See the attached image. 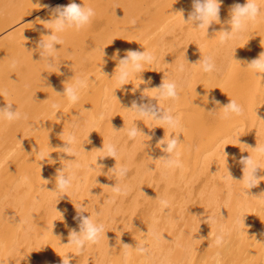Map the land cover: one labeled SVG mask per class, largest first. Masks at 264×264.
<instances>
[{"label":"bare ground","instance_id":"obj_1","mask_svg":"<svg viewBox=\"0 0 264 264\" xmlns=\"http://www.w3.org/2000/svg\"><path fill=\"white\" fill-rule=\"evenodd\" d=\"M147 1V5L160 2ZM71 2L0 0V107L8 103L21 114L19 120L12 122L0 118V264H19L21 258L27 256L22 250L27 246L32 252L28 251L29 257H33L32 260L35 258L33 264H62V257L67 256L70 257V264H227L223 258L229 253L236 262L229 264H244L250 253H254L253 258L260 259L254 264H264V251H253L254 248H251L262 246L264 249V235L261 242L257 235L252 243L243 238L246 226L259 220H253L251 212L256 210L255 215L261 217L259 209L264 207V180L257 187L248 189L239 163L242 156H251L253 162L261 167L257 170V176L264 177V154L254 149L258 145L264 148V101L263 108L258 112L257 108L250 105V109L247 107L249 115L233 117L255 119L257 113L260 115L256 120L260 119L261 124H258L254 147L233 150L234 141L242 140L239 135L238 140L236 138L238 131L226 133L221 139L215 140L213 136L203 139V134L199 133L200 121L197 122L198 116L203 120L209 115L214 116L211 115L214 114L211 112L213 108L219 110L215 114L216 120L226 119L222 109L225 106L224 97L220 92L217 96L221 97L222 102L216 100L219 104L202 99L208 91L204 83L211 86L210 81L215 80V84L220 85L240 67V53L251 43L247 37L250 24L246 26L244 37L247 38H244V42L243 38L238 40L233 36L221 43L220 49L206 46L208 51L201 47L204 42L203 29L195 28L197 31H194L192 27V32L188 31L189 36L186 37L187 45L193 44L192 54L177 58L175 66L158 76L153 85L146 81L143 83L144 80L137 79L138 74L133 73L121 85L118 80L120 70L106 73L96 67L94 70L97 73L90 72L91 80L88 76L83 77L89 82L87 87L79 90V99L73 103L59 90L61 83L69 86L64 79L73 74L74 63L79 58L76 47L97 39L92 49L98 53L101 48L108 46L111 36L116 38L115 34L124 33L123 28L125 24L129 27L127 21L132 15L137 17L144 14L145 3L142 0H75L77 4L93 8L96 15L89 25L80 30L71 28L57 33L63 44L56 45L58 51L50 62L40 55L38 43L44 35L51 34L54 25H46L48 29L41 21L51 20L52 9L56 6ZM224 24L231 27L227 22ZM108 25L114 26L115 30L103 38L93 37L91 32L107 31L105 26ZM162 35L155 34L161 46ZM207 52L212 53L216 69L205 73L203 66H198L193 71L196 80L188 79L187 64L207 57ZM118 58L115 55L117 64ZM181 64L184 66L183 72L178 70ZM151 65L144 71L142 78H150L157 69L154 62ZM164 75L168 81H175L180 89L179 99L171 103L181 107L174 114L171 111L173 116L179 118V126L170 128L150 117H141L142 125L137 126L139 124L136 118L133 120V111L129 110L131 103L134 100L141 102L143 92L158 87ZM257 79L264 82V78ZM100 80H104L105 84L100 89L97 87V99L93 95L95 85L92 83L97 84ZM211 89L214 87L211 86ZM255 93L260 95L258 90ZM146 95L150 97L143 102L160 103L166 109L163 98L156 101L154 90ZM54 104L58 107L53 108ZM67 114L71 115L67 121L68 131L59 135L61 141L66 139L59 143L55 133L61 128L55 127L53 123L60 122V118ZM72 123L74 130L70 131ZM52 125L55 129H52ZM135 125L149 137H136L133 148H127L126 145L119 147ZM73 135L75 157L59 151L66 145L69 136ZM165 135H177L182 142L178 147L179 167L167 168L165 162L160 160L169 155L157 147V142ZM93 142L96 143L95 149ZM196 142L199 147L194 151ZM109 144L117 148L115 159L108 157ZM140 149H143V162L141 160V163L131 168L135 173L134 178L131 182H125L122 177H118L117 172L124 164L132 165L135 153ZM227 151H232V154L226 155ZM174 158L177 157L174 155ZM68 160H75V163ZM63 168L65 175L73 176L72 187L66 192L55 191L57 170ZM194 181H204L202 191L198 194L193 191ZM116 183L121 187L120 193L112 189ZM151 184L154 187L150 188ZM131 193H134L135 200L127 203L126 198ZM194 196H201L200 202L191 208L188 204ZM162 201H166L167 205ZM82 204L86 211L83 215L92 216L94 221L104 224L105 235L99 244L89 245L79 251L75 245L68 244L71 230L77 231L76 225H79L76 219L70 220L69 216L73 214L76 217L75 206L80 207ZM248 211L249 220L246 218ZM138 213L142 217L140 222ZM125 217L128 221L119 224L118 219L123 220ZM236 222L241 232L234 234V229L231 234H226ZM261 228L264 234V225ZM221 232L225 243L217 246L216 237ZM118 241L133 247L127 250V258ZM137 244L147 247L148 254H138L134 250Z\"/></svg>","mask_w":264,"mask_h":264},{"label":"rangeland","instance_id":"obj_2","mask_svg":"<svg viewBox=\"0 0 264 264\" xmlns=\"http://www.w3.org/2000/svg\"><path fill=\"white\" fill-rule=\"evenodd\" d=\"M145 1H147V0H142L143 3H145ZM246 2H247V0H222L221 10H220V21L221 22L220 23H213L210 26V28L208 29V31L206 29H203L201 31V33H203L202 37L204 38V42H203V44H201V47L204 48V51H208L206 46L215 47L218 49L221 48V42L219 40L221 33H219V32L224 31V30L228 31L229 29L231 31V27L225 26L224 22H227L230 19L232 5H234L236 3L245 4ZM256 2L261 7V9L264 10V1L256 0ZM147 3H148V1L145 4H143L145 7L144 14L141 16H137V17L132 15V17H131L132 19L129 18L128 19L129 21H127V23L129 22L128 23L129 27H127V24H125L127 28L125 27V25L122 26V27H125V28H123L124 33L119 31V32H121V34L120 33L115 34L116 38H114V36H111L110 43L104 49L101 48L100 49L101 52L99 51L98 53H96V51L92 49L93 48L92 44H94V46H95L97 44L95 42L97 39H93L90 41L91 43H89V44L86 43L85 45H83L81 47L78 46L79 48L76 47L77 50L79 51L78 52L79 58L74 63L72 76L66 77L64 79V81L66 83H68L69 86H73V85H75L76 80L84 79L83 78L84 76H88V78L90 79V76H91L90 72L91 71H95L97 73V70H94L96 67H99V70L101 69L106 73L120 70L119 68H117L118 64L115 63V58H114L115 54H117V52H118L119 58H121L122 55L125 56V54L128 50H138V51L142 52L146 49L149 53L153 54L157 58L154 61V65L157 66V69L154 70L153 73H151L150 78H145V77L142 78V76L144 75V71L152 66L149 64H144L143 65L144 71L141 74L140 73H133V75L138 74L136 77L137 79L144 80L147 82V84L153 85V84H155V81H156L158 76L167 73L168 71H170L169 69H171L173 66H175V64L177 62V60H176L177 58H179L181 55H184V56L191 55L192 52L194 51L193 44L187 45V43H188L187 39L188 38L186 39V37L189 36L187 34V32L188 31L192 32V27H195L197 25L193 24L194 25L193 26L190 23L186 24L183 20V16L181 13L180 14H181L182 18L180 17L179 12H181V11L183 13L185 12L184 17H186L185 19H187L188 15H189V14H187L188 10H189V13L192 11V0H160V2L157 4L149 3L147 5ZM176 22L179 24H175ZM249 24L250 25H249V28L247 30V37H249V40H251V43L249 44V46L245 50L241 51V53H240V57H239V59H240L239 66L240 67L236 70L235 73L231 74V77L229 78V80H227L226 82L224 81V82L220 83V85H218V84L216 85L214 82L215 80H213V81L211 80L210 83H211V86L214 87V89H211L210 85L204 83V88L208 89V91H206V94L203 95V97H202L203 100H208V99L211 100L212 98H215V100H219L220 102H222L221 97L219 98L217 96V94L220 92L221 96L224 97L223 101L225 102V105L228 104L230 102V100H235L238 104L243 106V108H244L243 116L244 117L249 115L247 107H249V109H250V107H251L250 105H252V106H254V109L257 108L256 111L258 112L261 108H263V101H264V82H263V80L262 81L258 80L257 79L258 78L257 72L255 70H253L252 68L247 66L248 62H250L251 60H253L255 58H258L259 54L261 52H264V44H262V41H264V14H262L260 17H258L255 22H249ZM99 25H101V24H99ZM227 25H229V24L227 23ZM105 28H107V31H100V30L94 29L95 30L94 32L98 31V33L91 32L93 37L98 38V37L102 36V38H103V37H105V35L109 34L111 31L113 32L115 30L114 26L108 25V26H105ZM193 30L197 31L199 29L196 30L195 28H193ZM156 33H163V35L161 37L162 38L161 41H163L162 46H161V43H159V40L157 39V37L155 36ZM244 33H245V30L242 33L234 34V38H236V39L238 38V40L243 38V42H244V38H247V37H244ZM135 35L136 36L138 35V36L136 37ZM130 42H131V44H130ZM121 49H123L124 51H122ZM91 50H92V52H91ZM238 50H239V47H238ZM104 52H105V55H104ZM206 54H207V56L212 55L211 52H207ZM119 58L117 59L118 61H119ZM201 65L202 64H200V63L196 64V62L187 64L188 68L186 71V75H187L188 79H191L192 81L196 80V76H194L196 74L193 71L195 70L196 67H198V66L200 67ZM76 75H78V78H76L77 77ZM80 75H82V77H79ZM197 77L199 79H201L200 75H198ZM87 81H88V79H87ZM259 81H260V83H259ZM92 84L95 85L94 91L96 92V93L94 92L93 95L95 98L98 99V97H99L98 90L105 84V81L100 80L97 82V84L96 83H92ZM212 84H215V85H212ZM198 86H200V84H198ZM64 87H66V85L61 83V89L59 91L64 93V90H65ZM257 90L260 92V95L259 94L257 95V93H255ZM179 93H180V89H179ZM254 94H256L259 98L257 96H255ZM56 95L57 94H55V96ZM154 95L156 96L155 98L159 97V91L154 90ZM206 97H207V99H206ZM163 99L165 100V103H166V110L173 111V114H174V112H178L180 110L181 107H179L177 105H171V103L175 100L165 99V98H163ZM159 100L161 101L162 98H160ZM249 101H251V103ZM247 104H248V106H247ZM218 108H221V106ZM213 111H215V112H212L214 114H211V112L209 114L214 115V116L209 115L206 118H204V120L202 118H200V116H198L197 122L200 121V131H201L199 133L203 134V139L205 137H210V136L215 137V140H216V138L221 139L223 136H225L226 133H229L232 131H234V133H235L236 131H238L239 134H237L236 138L238 140V135H239L242 140L240 142H236V143L234 141V146L232 144V149L233 150L236 149L239 151V149L242 147H243V149L248 148V147H254V144H256V142H254V139L257 136V128L261 124L259 122L260 119L258 121H256L258 119L257 116H260L258 113L254 116L255 119H252V118H250V119L245 118L244 119V117H239V119H234L233 117H237V116L232 115V117H230V118L219 121V120H216V116H215L216 111L218 112L219 110H217L216 108H213ZM70 116L71 115L67 114V116L65 115L63 118H60V120H59L60 122L53 123L55 125V127L58 126L61 128L58 130L59 133L58 132L55 133L59 137V143H61L62 141L65 142L64 140L66 139V137L61 141V137L59 135H64L67 133V131H68L67 130V121L69 120ZM134 118H136V120ZM140 119H141V116H139L135 111H133V120L137 121L138 122L137 124H139L137 126L141 127L142 121ZM252 120H255L256 122H253ZM240 121H242V122H240ZM257 122H259V123H257ZM104 123H105V121L103 122V126H105ZM64 124H65V126H63ZM54 125H52V129L53 128L55 129V127H53ZM161 127H163V126H161ZM233 128H234V130H233ZM52 129H51V131H52ZM73 130H74V123L71 124L70 131H73ZM161 130H164V129L161 128ZM258 132H260V131H258ZM258 134H260V133H258ZM135 139H137V138H135ZM135 139H130L128 136L127 139L125 140L127 144H125V141H124V142H122V144L119 145V147L121 145H123L122 147H124V145H126L125 147H127V148H133L135 145V141H136ZM197 142L199 144L203 145V143H201L199 141H197ZM197 142L194 144V151H197L196 148L199 147V144H197ZM59 143H58V146H59ZM244 143H246V144H244ZM252 144H253V146H252ZM93 147H94V149L96 148L95 142H93ZM142 150L143 149H140L135 153L136 156H134V160H133L132 165H129V164L128 165H125V164L122 165V167H127L129 169L127 175L121 178L123 181L131 182L132 179L134 178L135 173L133 174L131 168H133L134 165L141 163V160L143 162L142 158H144V157H142L143 156ZM228 150H229V148H228ZM236 150H235V152H238ZM59 151H60V148H59ZM231 154H232V151L231 152L227 151V153H226V155H231ZM240 154H241V152H240ZM55 155L56 154H54L53 156H55ZM21 162H19V164ZM16 165H18V163ZM16 165H14V166H16ZM235 177L237 178L238 175L237 176L235 175ZM194 183H196V184L194 185ZM194 183L192 184V185H194L193 187H195V189L193 188V191L195 194H198L199 192L202 191L201 188H202L204 181L203 182L194 181ZM152 186L154 187V184H151L150 188ZM200 197L201 196H194V199L189 201V204H188L189 207L195 208V204L196 203L199 204V202H200ZM126 199H127V203H130V201L132 203L135 200L134 193L129 194ZM118 201H120V200L118 199ZM115 202H117V200ZM41 211L42 210H40V212ZM259 211H260L261 217L255 215L256 210H253L251 212V217L254 215L253 220H255L256 218L259 219L258 223L253 222V223H251V225L246 226V228L244 229L245 232H244L243 238H245L246 241H248L250 243L253 242L254 238H256V235L258 236L259 242H261L263 239L264 234L261 231L262 230L261 225H264V207H260ZM248 213H250V211H248L246 213V218L248 216ZM71 215H72V217H71ZM74 218L75 217L73 216V214H70L69 219L75 220ZM126 219H128V218L125 217L123 220H122V218H120V219H118L119 220L118 223L123 222V221L125 223L128 221ZM137 219L139 220V222L142 219V217L140 216L139 213L137 214ZM247 219L249 220V218H247ZM119 224H122V223H119ZM76 226H77L76 228L78 231L79 225H76ZM237 228H240V227H239V225H237V222H236V225L234 227H232L231 229H229L226 234H231L232 230H234V229H235L234 234L241 232ZM250 229H251V231H250ZM245 233H247V234L245 235ZM244 246H247V244H245ZM27 247L22 248L24 253L26 252L25 254L27 256L24 255L26 257L21 258L22 260H21V262H19V264L20 263L21 264H33L34 263L33 260L35 258L32 260L33 257H29L30 253H32L31 248L28 247L29 248L28 249ZM251 248H254L253 251L258 250V252H261L260 249L262 251H264L262 246H259V248L257 246L256 247L251 246ZM251 248H249V249H251ZM242 251H244V250L242 249ZM253 254L254 253H250L249 256H247L246 262L244 264H254L255 261L260 260V259L253 258L252 257ZM232 258H233L232 254L229 253V254H227V256H224L223 262H227V264L235 262L232 260ZM251 260H252V262H251Z\"/></svg>","mask_w":264,"mask_h":264},{"label":"clouds","instance_id":"obj_3","mask_svg":"<svg viewBox=\"0 0 264 264\" xmlns=\"http://www.w3.org/2000/svg\"><path fill=\"white\" fill-rule=\"evenodd\" d=\"M222 0H192V11L189 13L187 19L184 18V22L190 24H196L197 26L194 28L197 29H208L213 23H220V10H221ZM47 7V6H45ZM183 15V12H179ZM264 14V10L258 5L256 0H247L245 4L236 3L231 7V16L227 21L228 24L231 25V31H220V41L221 43H225L228 40L232 39L234 34L242 33L249 22H255L258 17ZM96 12L91 7H86L77 4L75 0H72L71 3L67 5H58L52 9L53 18L47 22L41 21V23L46 25H54V28L51 30V34L44 35L43 38L38 43V48L40 49V55L43 58H47L50 62L54 59V53L57 52L56 45H62L63 40L57 35V33L64 32L66 29L75 28L76 30H80L85 26L89 25L92 22V19L95 17ZM48 28V27H46ZM50 29V28H48ZM46 37V39H45ZM264 44V41H262ZM105 55V52H104ZM118 56L117 54H115ZM115 58V57H114ZM157 58L149 53L146 49L144 51L138 50H128L124 57L119 58L118 67L120 69L118 80L121 85H124L128 80L132 73H142L144 71L143 65L149 64L151 65ZM196 63H200L203 66V71L205 73H211L216 69V64L211 56L202 57ZM247 66L255 70L258 74V78H264L261 74H264V52H261L258 58H255L247 63ZM179 71H184V66L181 64L179 66ZM150 82V81H149ZM145 83V81H143ZM87 87L86 80H76L75 85L66 86L63 96H66L71 102L75 103L78 99V92L81 88ZM152 90L159 91V97L156 98L158 100L160 98L178 100L179 99V86L175 81H168L166 76L162 80V83L153 89H146L142 96L141 102L133 101L131 103V107L129 110L135 111L141 117H150L156 121L161 122L162 124L168 125L170 128H176L180 124V120L178 117L173 116L171 110L163 109L160 106V103L153 104L151 101L143 102L147 97V92ZM59 94V93H58ZM61 95V94H60ZM153 98V97H152ZM207 99V97H206ZM209 102L214 104H219V101H216L215 98H212ZM53 108H57V105H53ZM224 111V118H230L232 115L241 116L244 113V108L242 105L238 104L235 100H230L228 104L222 107ZM215 112V111H211ZM0 118L7 120L9 122L19 120L21 118V114L18 110H13L12 105L8 104L5 107H0ZM130 139H135L138 136H146L142 130L138 129L135 125L128 133ZM151 139V137H150ZM75 142V136H69L66 141V145L60 148V151L67 154L68 156H74L75 152L73 150V143ZM182 142L179 139V136H170L166 135L157 142V147H160L161 150L169 155L165 158L162 157L160 160L165 162V167L173 168L179 167V152L178 147ZM166 145V147H165ZM258 152L264 154V148L259 145L254 148ZM103 150V149H102ZM108 157L116 158L117 156V148L115 145L109 144L107 146ZM175 157L177 158H174ZM72 163H75V160H68ZM239 163L243 168V180H247V188L252 189L257 187L261 180H264V177L257 176V170L261 168L259 165L255 164L250 157H241ZM79 165H77L78 167ZM116 171L115 168L112 169ZM129 169L127 167H121L117 175L120 177H124L127 175ZM65 168L63 170H57V175L55 177L56 190L59 192H66L70 187H72L73 176L65 175ZM113 191L116 193L121 192V187L118 183L114 187H112ZM162 203L166 206L167 202L162 201ZM77 216L74 218L79 222V232L75 229L71 230L69 234L70 242L68 244L75 245L76 249L79 251H83L89 245L99 244L101 239L105 235V226L103 223L96 222L93 220L92 216L83 215L85 211V206L83 204L80 207H76ZM122 249L124 250L125 258L129 255L128 249L133 248L126 243H121ZM217 246H222L225 243L224 234L221 232L216 237L215 241ZM134 250L140 254L145 255L148 254L149 249L145 246L137 244ZM62 264H70V257H62Z\"/></svg>","mask_w":264,"mask_h":264}]
</instances>
